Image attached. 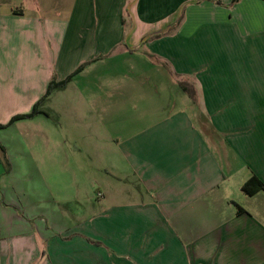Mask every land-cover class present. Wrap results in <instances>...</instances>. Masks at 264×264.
<instances>
[{
    "label": "crops",
    "instance_id": "obj_1",
    "mask_svg": "<svg viewBox=\"0 0 264 264\" xmlns=\"http://www.w3.org/2000/svg\"><path fill=\"white\" fill-rule=\"evenodd\" d=\"M252 178L264 0H0V264H264Z\"/></svg>",
    "mask_w": 264,
    "mask_h": 264
},
{
    "label": "trees",
    "instance_id": "obj_2",
    "mask_svg": "<svg viewBox=\"0 0 264 264\" xmlns=\"http://www.w3.org/2000/svg\"><path fill=\"white\" fill-rule=\"evenodd\" d=\"M239 0H234V3L238 2ZM71 80V78L67 79L66 81L60 83V84H54V83H51L50 86H49V89L47 91V95L46 97H48L55 88L57 87H61V86H64L66 85L69 81ZM38 112L37 110H33V112L31 114H28V115H24V116H19L17 118H14L12 120V122L18 120V119H28V118H33L35 115H37ZM11 122V123H12ZM1 127H4V126H1ZM242 190L248 194V195H254L256 193H258L259 191L261 190H264V186L263 184L257 179V178H252L251 180H249L242 188ZM239 212H241V209L239 208Z\"/></svg>",
    "mask_w": 264,
    "mask_h": 264
},
{
    "label": "rangeland",
    "instance_id": "obj_3",
    "mask_svg": "<svg viewBox=\"0 0 264 264\" xmlns=\"http://www.w3.org/2000/svg\"><path fill=\"white\" fill-rule=\"evenodd\" d=\"M172 33V32H171Z\"/></svg>",
    "mask_w": 264,
    "mask_h": 264
}]
</instances>
